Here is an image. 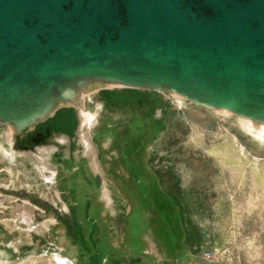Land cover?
Wrapping results in <instances>:
<instances>
[{
  "label": "rangeland",
  "instance_id": "obj_1",
  "mask_svg": "<svg viewBox=\"0 0 264 264\" xmlns=\"http://www.w3.org/2000/svg\"><path fill=\"white\" fill-rule=\"evenodd\" d=\"M87 89L22 132L0 124V264H264V122L166 90ZM127 89L148 100L107 104L103 90Z\"/></svg>",
  "mask_w": 264,
  "mask_h": 264
},
{
  "label": "water",
  "instance_id": "obj_2",
  "mask_svg": "<svg viewBox=\"0 0 264 264\" xmlns=\"http://www.w3.org/2000/svg\"><path fill=\"white\" fill-rule=\"evenodd\" d=\"M96 76L264 122V0H0V105Z\"/></svg>",
  "mask_w": 264,
  "mask_h": 264
},
{
  "label": "bare ground",
  "instance_id": "obj_3",
  "mask_svg": "<svg viewBox=\"0 0 264 264\" xmlns=\"http://www.w3.org/2000/svg\"><path fill=\"white\" fill-rule=\"evenodd\" d=\"M95 80L99 82L101 81L104 83L114 84V85L126 83V82L123 83L116 82L109 78L97 77V76L71 80L63 84L61 89H52L47 92L36 93L28 97L15 98L0 105V109L3 110L4 113L3 114L4 116L2 115L0 116V123H7L11 125L14 129L21 131L25 124L27 123L32 124L34 121L41 119L42 117H45L48 114V112H50L53 103L56 101L57 98L56 95L59 92V90L62 91V94H66V95L69 94V97L66 98L65 100L70 99V101H74L76 103L78 102L81 104V102L84 100L86 93H88L89 91L87 88L93 86V81ZM131 84L144 86V87L172 90V91L174 90L173 87L164 83L137 82ZM186 95L196 101H202L189 95L188 93ZM206 104L214 108L222 109V107L217 105H213L210 103H206Z\"/></svg>",
  "mask_w": 264,
  "mask_h": 264
},
{
  "label": "trees",
  "instance_id": "obj_4",
  "mask_svg": "<svg viewBox=\"0 0 264 264\" xmlns=\"http://www.w3.org/2000/svg\"><path fill=\"white\" fill-rule=\"evenodd\" d=\"M134 90H124V91H111V90H103V96L105 95V99L107 100V104H112L114 106H126L128 104H130L129 106L133 107L135 106V102H138L139 104H142L143 102H146L148 93L146 92H141L139 93V95H135L134 94ZM150 94V93H149ZM138 98V99H136ZM151 104V101L150 103ZM68 108H62L60 110V112H67ZM59 112V111H58ZM56 113V115H59V113ZM171 197V199L174 201V198H176L173 195H169ZM130 264H137L134 261H132Z\"/></svg>",
  "mask_w": 264,
  "mask_h": 264
},
{
  "label": "flooded vegetation",
  "instance_id": "obj_5",
  "mask_svg": "<svg viewBox=\"0 0 264 264\" xmlns=\"http://www.w3.org/2000/svg\"><path fill=\"white\" fill-rule=\"evenodd\" d=\"M98 101H100V100H98ZM72 114L73 113L71 112V110H68L67 112H60L59 115H56V116L53 117L54 119L51 122L54 121L52 124L54 126H56V129L58 130V131H55V132H59L61 129L64 130V128H66V129H72L73 128V126H72L73 121H71L72 118H73L71 116ZM51 122H48V123L45 122L39 127L40 128L39 130H43V135H45V133H51L52 132L51 131L52 130ZM69 122H70V124H69ZM63 130H61L62 133H64L66 131V130H64V131ZM49 131H51V132H49ZM66 133L67 134L69 133L70 138L75 137V131H70V132H66ZM92 194L93 195L90 196V198L87 199L88 202H91L92 199L96 198V194L94 193V190H93Z\"/></svg>",
  "mask_w": 264,
  "mask_h": 264
}]
</instances>
